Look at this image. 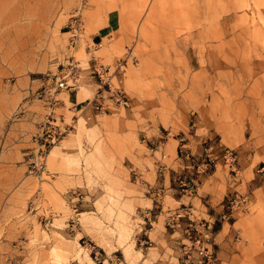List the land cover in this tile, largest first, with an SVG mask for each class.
Segmentation results:
<instances>
[{"label":"rangeland","instance_id":"obj_1","mask_svg":"<svg viewBox=\"0 0 264 264\" xmlns=\"http://www.w3.org/2000/svg\"><path fill=\"white\" fill-rule=\"evenodd\" d=\"M38 1L33 14L34 0H0V252L6 240L18 246L15 264H185L183 242H168L174 231L165 223L168 210L190 200L159 198L134 173L154 183L158 159L181 173L176 137L200 124L218 144L210 156L219 164L201 177L199 195L248 201L215 235V264H264V0ZM121 60L112 82L129 106H85L98 88L90 66L112 71ZM71 75L75 89L58 91L63 103L54 111L75 127L50 150L42 174H31L22 149L36 130L13 113L22 105L42 120L44 103L29 95L56 79L70 84ZM223 150L236 157L234 171L222 164ZM73 190L83 200L80 225L68 232ZM206 205L197 199L195 214H219ZM191 261L198 264L193 251Z\"/></svg>","mask_w":264,"mask_h":264},{"label":"built area","instance_id":"obj_2","mask_svg":"<svg viewBox=\"0 0 264 264\" xmlns=\"http://www.w3.org/2000/svg\"><path fill=\"white\" fill-rule=\"evenodd\" d=\"M69 41L67 47H73L75 41V34L72 27H69ZM91 68V74L97 79L98 88L91 100L85 102V106H90L95 110L106 113L110 110V106L120 105L122 107L129 106V98L126 92L117 86H114L112 78L115 77L123 68L124 60L116 63L115 67L111 71L109 66H103L94 64ZM72 82L69 84L64 79L55 80L54 84H44L40 90H37L36 98L41 100L46 109V114L43 115L40 120L36 132L30 137V146L27 147V153L25 155V163L28 168V172L34 175H41L44 170L45 160L50 150L58 143H60L65 136H67L74 129V122H66L62 115L57 114L54 108L58 106L62 101L57 98L58 91L63 89H75L76 76L71 75ZM81 104V103H80ZM84 105H81L83 107ZM24 116L23 111H15L13 118H21ZM209 149V148H208ZM211 149V148H210ZM184 151V150H183ZM185 152V151H184ZM188 154V152H186ZM164 157V154H161ZM225 163L229 166L234 164V156L230 150H225L223 154ZM209 160V159H208ZM210 163L215 166V161L211 160ZM164 164L160 163V167ZM198 170V167H197ZM199 172V170H198ZM259 172L264 176V167L260 168ZM134 178L139 179V175L134 173ZM176 181L180 184L181 188L191 191L195 188L194 179L187 180L184 177H177ZM67 199L71 205V209L75 213L66 222V230L73 232L80 225L78 220L77 203L83 200V194L80 191H71ZM247 196L244 194H236L231 198H227L222 203L224 209L223 217L228 216L234 210L239 208L240 210L247 209ZM30 212H35L39 209L37 203L30 202L28 205ZM166 216V224L171 228L180 227L182 221H186V226L183 229L184 242L183 249L187 263L191 262L192 251L195 252L196 258L200 264H215L214 253L209 246V235L212 229L210 222L203 218H196V215L192 211L189 205H181L177 210H168ZM41 219L44 220L45 225L51 226V218H48L45 214H41Z\"/></svg>","mask_w":264,"mask_h":264},{"label":"crops","instance_id":"obj_3","mask_svg":"<svg viewBox=\"0 0 264 264\" xmlns=\"http://www.w3.org/2000/svg\"><path fill=\"white\" fill-rule=\"evenodd\" d=\"M34 1H36V4L33 5V7H32L33 14L39 9V6H40V3L38 0H34ZM94 64H97V63L94 62ZM94 64H92V66H90V68L94 67L95 66ZM90 72H91V70H90ZM95 82H96V85L98 86L97 79H95ZM37 90H38V88L34 92L33 91L31 92V95H29L30 98L28 100H31V101L33 100L32 96L35 95ZM72 102L76 103V98L74 96H72ZM29 103H31V102H29ZM79 103H81V102H79ZM79 103H77V104H79ZM114 106H120V105H114ZM114 106H110V108L114 107ZM44 108H45V106H44ZM15 111H23L24 112L23 117H25L30 123H32V121H33L34 131L37 130L39 122H40V117H42L41 115H39V114L32 115V113L29 112V110L27 111L25 109V107L22 105L17 107V109ZM34 118L35 119L37 118V119L35 120ZM14 119L16 121H19L23 118L21 117V118H14ZM192 129L193 130H191V131L189 130L188 135L182 134V136L176 137V140L178 141V146L176 147L177 157H176L175 163H176V169L182 170L181 173L180 172L175 173L176 170H174L170 166H167L166 164H164L163 167H160V163L162 164V162L160 161V159H158L155 162L156 166L158 168L157 169L158 170L157 171L158 176L155 179L154 183L150 184L149 182L144 180L140 176V174H138V173L137 174L139 175V179H137V180L144 182L143 185L146 187V189H148V191L151 190L152 194L159 196V198L170 194L174 199L177 200L178 199V193L181 194V199L183 198L182 196H184V198H186L188 201L190 200V202L187 201L188 203H181L179 205L180 206L183 204L189 205L191 207L192 211L194 212V214L197 211V208H195V206H194L197 199H199L201 201V203L205 202L207 204L205 206V208H208L209 210L210 209H217V213H219V214L215 215V216H214V212L212 214H209V213H207V211H204V212H206L205 213L206 217H199L195 214L196 218H203L204 220L210 222L212 229H211V232L209 235V246L213 250V245L215 244V241H214L215 235L219 231V228H222L224 223L229 224V222L232 220V218H234L235 210L231 214H229L228 216L223 217L224 209L222 208V203L225 202V200L227 198H229L227 195L222 197L217 202H215V200H213V196L210 194L206 195V197H207L206 199L203 198L201 195H199V190L203 187V182L201 181V177L203 175L205 176L207 174L209 175L211 173H214V171H216V169H217L216 167L219 164V161H217L216 157L211 158V156H210V155H213L214 152H217L218 144L215 142V140H212V139L210 140V138L207 137L211 133L210 129L204 128L200 124H198V126H196L195 128L192 127ZM198 129L205 130L206 131L205 134L197 136L196 131ZM26 134H27V131L24 133V135H26ZM24 135H22V136H24ZM207 138H208V141H207ZM163 139L164 138H162V140L160 139V141H158L157 144L154 145L155 149L160 148L161 144H164L165 141ZM194 139L199 140L198 144L194 143ZM22 140H23V138H22ZM202 144H205V146L203 147ZM27 147H23V149H22V154H24L22 156H23L24 160H25V155L27 153ZM186 152H188V154ZM223 154H224V150L221 153V161H222V164L227 166V163H225V161L223 159ZM235 158L236 157L234 156V164L229 166V169L231 171H234L236 169ZM214 159H216L215 166L212 165V163H210V161L214 160ZM206 160H208L207 163H205ZM203 165L206 168L200 169V167ZM208 166H209V168H208ZM212 166H214V167H212ZM197 167H198L199 172L197 170ZM207 168L210 170H208L205 173V170ZM212 169H214V170L212 171ZM259 170H258V173H260ZM260 175L262 176L261 173H260ZM177 177H184L187 180L196 178L195 188L192 189L191 191L181 188L180 184L176 181ZM199 181H200V183L198 184ZM230 183L231 182H229L228 180L225 181V185L228 188L230 186ZM181 199H178V200H181ZM160 203H161V210H162L164 203L161 201H160ZM179 207H176L174 210H177ZM147 212H148V214H150L151 209H148ZM52 223H53V221L51 219V224ZM165 225L167 226L166 223H165ZM44 226L45 227L47 226V228L49 227L48 225H45V223H44ZM185 226H186L185 220L182 221V224L180 227L171 228L168 226L170 228V230L174 231V233H170V237L167 238L168 242H170V240H171L174 244V242L177 241V244H178L180 242L179 238H180V240H182V242H184L185 241L184 240L185 235H184L183 229ZM174 234H178V236H177V238H175V240L171 238V236H173ZM164 236H165L164 234L158 236L156 243H159L160 241H162L164 239ZM2 245H3V249H2V252H0V257L3 258V262L5 264H15V263H17L18 260L19 261L22 260L21 257H18L16 255V253L14 252L18 248L17 244H14V242L10 243L9 241L4 240V241H2ZM164 252H165V248H161V254H164ZM213 253H214V251H213ZM25 255H28V251L25 252ZM23 256L24 255H22V257ZM214 258L216 261L215 254H214ZM197 262H198V264H200L199 260ZM184 263L188 264L186 260H184Z\"/></svg>","mask_w":264,"mask_h":264},{"label":"bare ground","instance_id":"obj_4","mask_svg":"<svg viewBox=\"0 0 264 264\" xmlns=\"http://www.w3.org/2000/svg\"><path fill=\"white\" fill-rule=\"evenodd\" d=\"M73 48V47H72ZM69 52V51H68ZM76 61V60H75ZM108 66V65H107ZM109 67H110V69L112 68L110 65H109ZM115 67V66H114ZM113 70V69H112ZM82 72V71H81ZM92 77V76H91ZM113 79V78H112ZM78 85H79V83H78ZM96 85V84H95ZM77 86V85H76ZM97 87V86H96ZM79 89V88H78ZM78 89H77V91H78ZM64 101V100H63ZM63 103V102H62ZM72 108V107H71ZM46 109V108H45ZM57 109H59V108H57ZM63 109H65V108H63ZM54 110H56L55 108H54ZM57 112V111H56ZM74 112V111H73ZM59 114V113H58ZM66 116V115H65ZM65 118V117H64ZM66 118H68V117H66ZM71 119V118H70ZM66 120V119H65ZM69 120V119H68ZM74 120V119H73ZM67 121V120H66ZM72 122V121H71ZM70 123V122H69ZM75 127V126H74ZM77 127V126H76ZM65 141V140H64ZM39 194V193H38ZM41 194V193H40Z\"/></svg>","mask_w":264,"mask_h":264}]
</instances>
